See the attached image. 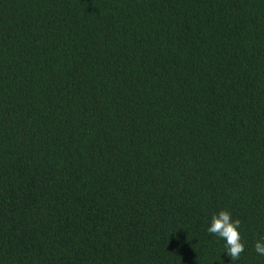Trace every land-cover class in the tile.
<instances>
[{
  "label": "trees",
  "instance_id": "16d2710c",
  "mask_svg": "<svg viewBox=\"0 0 264 264\" xmlns=\"http://www.w3.org/2000/svg\"><path fill=\"white\" fill-rule=\"evenodd\" d=\"M257 241L264 0H0V264H264Z\"/></svg>",
  "mask_w": 264,
  "mask_h": 264
},
{
  "label": "clouds",
  "instance_id": "9594fccd",
  "mask_svg": "<svg viewBox=\"0 0 264 264\" xmlns=\"http://www.w3.org/2000/svg\"><path fill=\"white\" fill-rule=\"evenodd\" d=\"M240 219H233L227 210H221L211 217L210 226L207 231L225 241L226 254L231 260H238L245 250V243L240 232ZM257 254L264 256V241L255 243Z\"/></svg>",
  "mask_w": 264,
  "mask_h": 264
}]
</instances>
